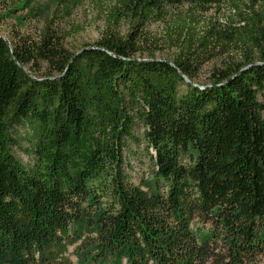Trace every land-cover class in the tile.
Returning a JSON list of instances; mask_svg holds the SVG:
<instances>
[{
    "label": "trees",
    "instance_id": "trees-1",
    "mask_svg": "<svg viewBox=\"0 0 264 264\" xmlns=\"http://www.w3.org/2000/svg\"><path fill=\"white\" fill-rule=\"evenodd\" d=\"M70 1L52 0L54 17ZM224 1L116 0L112 39L74 53L54 19L36 42L0 37V264H72L65 245L85 226L87 264H264V0H230L249 49L205 84L195 55L209 39L189 25L172 64L136 56L140 27Z\"/></svg>",
    "mask_w": 264,
    "mask_h": 264
},
{
    "label": "rangeland",
    "instance_id": "rangeland-1",
    "mask_svg": "<svg viewBox=\"0 0 264 264\" xmlns=\"http://www.w3.org/2000/svg\"><path fill=\"white\" fill-rule=\"evenodd\" d=\"M115 3L116 0H71L62 10L61 17L57 19L54 17L52 0H0V37L11 42H21V40H26L28 43L36 42L47 21L54 19L53 24H56L55 28L59 30L62 46L74 53L86 45L112 39L111 24L108 20L113 19L111 11ZM260 8L261 6H258L255 10ZM243 9L242 6L239 8L233 6L230 0L205 6L204 9L188 5L176 8L168 21L148 23L139 28L144 32V38L139 46L140 53L136 56L147 57L152 54L157 59L172 62L179 48L178 41L173 40V35H177L180 31L178 26L189 25L197 37L206 34L209 39L208 46L205 49H198L195 55L199 69L194 80L199 84H205L213 74H218L220 70L233 65L242 58L245 51H248V46L243 45L236 37L240 36L247 43L250 42L244 31L246 25L240 22ZM245 12H248V9ZM249 14L252 13L248 12L246 18ZM260 24L261 32L264 33V18ZM131 25L132 23L122 20L113 33L116 35L119 33L118 36L124 38ZM262 50L264 51V40ZM249 52L257 58L258 51L251 49ZM45 66V63L34 66L35 73L42 75ZM132 148L133 151L128 158L131 164L129 173L132 182L139 183L146 189L144 186L149 180L150 173L148 156L143 147ZM21 156L27 160L25 154ZM89 234H93L92 230L85 226L81 237L65 245V256L72 264H87L81 244Z\"/></svg>",
    "mask_w": 264,
    "mask_h": 264
},
{
    "label": "water",
    "instance_id": "water-1",
    "mask_svg": "<svg viewBox=\"0 0 264 264\" xmlns=\"http://www.w3.org/2000/svg\"><path fill=\"white\" fill-rule=\"evenodd\" d=\"M169 64H172V62H169ZM184 78H185V80L187 81V82H190V80L185 76V75H183V74H181Z\"/></svg>",
    "mask_w": 264,
    "mask_h": 264
}]
</instances>
